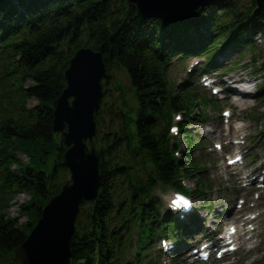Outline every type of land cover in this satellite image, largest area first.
Segmentation results:
<instances>
[{
	"label": "trees",
	"instance_id": "obj_1",
	"mask_svg": "<svg viewBox=\"0 0 264 264\" xmlns=\"http://www.w3.org/2000/svg\"><path fill=\"white\" fill-rule=\"evenodd\" d=\"M238 2L214 0L197 11V23L168 25L138 18L126 0H0V264H17L15 252L67 182V149L53 133V112L70 60L81 49L100 53L106 69L125 74L128 90L117 89V99L131 92L135 106L130 115L110 90L103 93L94 116L102 134L92 142L99 152V190L94 205L78 215L65 264H157L155 243L190 246L191 236L209 237L198 229L196 214L189 228L162 211L156 195L182 193L212 210L205 200L212 187L203 175L211 162L195 156L204 143L189 130L209 123L205 111L213 103L191 86L195 75L174 86L169 72L174 62L202 58L198 78L212 75L222 68L217 57L246 51L252 65L263 63L254 73L263 74L258 94H264V55L255 54V38L264 36V3L259 8L251 0L244 9ZM177 116L185 148L170 134ZM16 195L30 197L19 206L27 217L22 225L6 213Z\"/></svg>",
	"mask_w": 264,
	"mask_h": 264
},
{
	"label": "rangeland",
	"instance_id": "obj_2",
	"mask_svg": "<svg viewBox=\"0 0 264 264\" xmlns=\"http://www.w3.org/2000/svg\"><path fill=\"white\" fill-rule=\"evenodd\" d=\"M239 1V6L244 9L251 5V0ZM255 41L258 47L255 54L263 53L264 55V36H257ZM240 54L226 53L224 58L217 57L216 63L218 66L222 65V68L212 73V76L218 77L220 87L216 82L209 88L201 86L197 71L201 66L200 63L204 61L202 58L174 62L169 72V80L174 83V86H181L195 75L191 86L195 87L198 93L208 96L213 103V106L205 111L206 120L209 121L207 127L193 124L189 130L205 140L203 153H196L195 156L205 157L211 162L203 175L207 177L206 182L212 187V191L207 194L205 200L212 202L214 208L207 215L206 210H202L201 206L193 201L194 205L201 210L197 216L200 215L197 227L198 229L201 227L209 234L221 232V236L218 235L220 236L219 246L228 242V246L232 248L237 245L238 250L232 255L213 253L207 262H201L198 256H187L179 263L171 260V263L163 261L162 264H264L262 260L264 258V101H262L264 94H258L262 89L263 74L254 73V68L262 67L263 63L258 59L257 64L252 65L253 54L246 51ZM228 67L234 69L231 72L224 70ZM108 74L112 80L105 89L110 90L113 97L117 99V89L124 87L128 90V80L124 73L110 71ZM232 80L238 83L232 84ZM213 87L219 90L218 95H213ZM235 89L238 91L246 89L251 93L238 95ZM123 93L125 94L123 101L118 99L117 101L127 113L132 115L135 106L132 94L127 91ZM243 97L247 101L245 105H241L239 101L243 100ZM107 101L110 102L108 98ZM33 104L34 102H29L30 106ZM221 113H227L228 117H223ZM179 141L185 148L182 136ZM215 144L220 145L221 150L215 149ZM238 153L243 155L245 163L236 168L228 167V162L232 161ZM19 160L24 165L29 162L26 156H19ZM51 160L52 158H49L48 164ZM44 169L48 170L47 167ZM184 181L188 187L194 188L193 182ZM67 182H69V175ZM159 193L158 191L156 195L158 196ZM168 196L169 193L159 195L163 204L171 205L173 202ZM29 198L28 195L19 196L8 212L9 217L20 220V225L27 222V217L20 215L19 206L28 202ZM192 208H194L193 204ZM228 226H232L236 234L225 237ZM199 236L201 235L197 237ZM155 244L157 247L158 242ZM34 253L37 256V250ZM158 262L161 264V261Z\"/></svg>",
	"mask_w": 264,
	"mask_h": 264
},
{
	"label": "water",
	"instance_id": "obj_3",
	"mask_svg": "<svg viewBox=\"0 0 264 264\" xmlns=\"http://www.w3.org/2000/svg\"><path fill=\"white\" fill-rule=\"evenodd\" d=\"M213 2L126 0L127 5L135 8L138 18L161 20L168 25L196 23L197 11L211 6ZM255 2L261 8L264 0ZM110 71L111 68L106 69L102 55L91 49L77 51L70 60L64 74L66 87L53 112V133L59 135L60 142L67 149L63 165L70 179L43 208L27 244L15 252L17 264H28L27 259H30V264H37L38 258L47 255V250H41L37 256L31 250H40L45 246L62 255L59 264L62 261L65 264L70 258L69 242L75 232L79 212L95 203L99 190V152L92 146V140L94 137L100 139L102 129L97 128L94 116L106 92L105 86L112 80L108 74Z\"/></svg>",
	"mask_w": 264,
	"mask_h": 264
},
{
	"label": "bare ground",
	"instance_id": "obj_4",
	"mask_svg": "<svg viewBox=\"0 0 264 264\" xmlns=\"http://www.w3.org/2000/svg\"><path fill=\"white\" fill-rule=\"evenodd\" d=\"M235 90H237V89H235ZM249 93H251V92L247 91L246 89H244L242 91H238V90L236 91V94H238V95H245V94H249ZM244 97H243V100H239L241 105H245L247 103V101H245ZM44 249H45V251L47 250V255L46 256L43 255L42 258H38L37 259V264H59L60 263V261L62 260V255L56 254L55 252L50 250V248H48L47 246H45L44 248H42L40 250H37L38 254L41 252V250H44ZM32 250H33V253H34V251H36V248H33ZM61 254H63V253H61ZM29 260L27 259V263L28 264H30Z\"/></svg>",
	"mask_w": 264,
	"mask_h": 264
},
{
	"label": "snow or ice",
	"instance_id": "obj_5",
	"mask_svg": "<svg viewBox=\"0 0 264 264\" xmlns=\"http://www.w3.org/2000/svg\"><path fill=\"white\" fill-rule=\"evenodd\" d=\"M180 204H183L184 206H187V202L184 200H177L173 202V206H179Z\"/></svg>",
	"mask_w": 264,
	"mask_h": 264
}]
</instances>
